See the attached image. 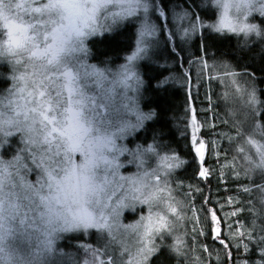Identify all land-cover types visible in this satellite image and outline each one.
Returning <instances> with one entry per match:
<instances>
[{
	"label": "rangeland",
	"instance_id": "rangeland-1",
	"mask_svg": "<svg viewBox=\"0 0 264 264\" xmlns=\"http://www.w3.org/2000/svg\"><path fill=\"white\" fill-rule=\"evenodd\" d=\"M17 2L25 4L29 10V13H24V9H13L22 18L26 16L32 23L37 20L43 21L39 14L30 12L32 7L41 6L42 0H17ZM206 2L207 0H203V3L202 0H186L185 5H171L165 9L156 0H141V3L148 5L147 12H145L134 0H120L113 12V23H116L120 18L127 17L133 8L136 10V14L124 23L117 22L112 28L111 34L105 33L102 38L96 37L88 41L91 52L85 47V51L74 53L73 57L81 59V66L75 68L73 75L75 76L77 72L82 71H87L90 74L96 73L95 77H91L92 79H100L101 83L112 81L123 88L125 96L128 93L138 99L143 107L144 103L148 101L146 85L147 77L154 70L151 68L154 65L159 68L167 66L168 68L179 67L181 69L183 67L184 83L188 86L194 85L197 88L198 85L206 83L205 87L204 84L202 87L208 92L214 93L217 99L222 96L221 98L230 102V106L236 105V108H230V106L225 107L222 99L215 101V105L218 107L216 111L229 114L230 122L234 120V114L240 112L241 115L238 116L241 123L239 119L237 124L231 123L238 130L242 128V135H239L240 139L232 136L226 137V133L222 131L220 132L221 138H211L208 140L211 142L200 140L199 136L203 130L218 127L219 122L211 119L202 121L195 113L193 114L197 120L196 128L199 130L194 129L191 119L189 132L192 142L193 137H195L196 142H193L195 150L201 142L205 145L203 160L200 158L201 162H204L210 155L211 157L220 156L221 139L224 136L225 140L223 139V141L226 144L223 142V145L227 146L226 151L232 157L230 162H223L221 167L230 164V175H240L243 170L245 171V173L242 172L244 178L253 179L255 183H259L258 190L260 193L256 196V200L258 199L262 206V212L260 209H254V211H258L255 217L256 223H258L256 226L264 237V123L260 121L264 104L254 79L249 74L238 71L233 64L222 62L216 58V51L215 53L213 51L205 53L207 56L196 63L192 61L194 67H191L190 59L197 53L192 48L193 39L201 38L200 47L204 52L205 48L208 50L209 44L212 50L214 43L217 46L221 44L220 39L233 38L231 36L221 38L213 35L208 28L204 27L205 24L201 21L210 20L214 17V12L204 7ZM162 12L163 15H161ZM145 18L150 26L149 30L153 31L154 34L141 37L139 33ZM193 18L197 21V29L191 28ZM101 19L105 24L111 23L107 13H104ZM253 19L264 25V19L258 16L253 17ZM131 24L135 27V43L133 50L126 57L123 54V62L116 65L92 62V58L105 54H120L122 51L119 47L116 48L115 44L122 41V38L124 41L129 38L126 36L128 35L126 30L128 27L133 28ZM38 28L41 33L45 25H38ZM188 43L190 44L187 46ZM256 44L262 45L261 48L264 50V40L255 42L253 45ZM138 48H141L142 51L139 52L137 59L129 61L128 57L135 54ZM250 48L242 49L249 52ZM26 63L27 60H22L21 64L10 68L6 62H0V121L9 118L23 119L22 113L28 108L35 107L32 101L36 97L27 96V92L33 89L28 88L24 93H20L19 88L23 87L24 83L18 82L16 79L25 71L24 65ZM40 65L41 62L37 61L35 66L29 69V74H34L32 78L35 80L42 79V73L46 71ZM168 80L174 81L175 78ZM61 91L64 97L68 96L66 89H61ZM93 91L94 89L91 88L90 92H86L87 96L94 97L89 103L96 107L99 112L109 115L108 108L100 102V96ZM142 110L148 113L144 109ZM18 111L21 113L19 116H17ZM29 115L34 114L29 113ZM132 119L135 120L134 117ZM146 122L147 120H137L135 121L136 127L115 137L118 141V147L127 148L126 152L109 154V158L116 157L118 167L97 169V175L101 177L99 182L105 184L100 197L101 201L107 200L109 207L118 205L120 201H123L124 205L119 208L117 217L113 219L109 216L108 228H81L73 231H60L57 225V231L51 232L49 235L50 226L47 221L39 213L30 214L26 224L21 225L19 230L13 225V233L4 236L3 251L0 252V264H151L153 255L162 249L168 237L173 240L176 239V241L184 239L185 226H188L185 213L188 211L185 212L183 200L177 197L180 195L174 187L173 178L175 175L173 168L177 166L178 161L172 158L169 162H163L160 165L158 152L163 156L166 154L161 152L153 141L142 144L133 139L140 132L145 138L150 135V128L146 126L148 123ZM118 127L116 121L108 116L105 122L94 124L91 135L95 137L102 133L108 134ZM23 135V132H15L12 136L0 134V167L7 172H13L19 168L21 177L27 183L34 184L44 177L41 168L48 167V164L47 162L41 163L39 156L32 158L31 147L27 152L24 151ZM150 143L153 145L154 151L143 152L141 156L142 147ZM137 145L141 147L138 148ZM82 158L80 153H76L73 157L77 164L81 162ZM25 169H27L26 172ZM203 170L207 169L203 167ZM144 174L146 175L144 176ZM158 176L161 177L159 181L157 180ZM137 178L145 179L149 189L155 190L157 184L164 189L160 193V198L151 207L132 198V181L137 180ZM252 191L251 187L247 188L249 194H252ZM135 195H139V193H135ZM170 206L177 209L175 215L170 211ZM232 214L234 215L235 212ZM149 216L153 218L151 225L147 219ZM161 216L165 217L167 228L157 232L158 218ZM230 218L226 217V221ZM188 228L187 236L191 238L196 231L195 226L190 225ZM240 231V229L235 228L231 233L238 237ZM146 232H150L151 236H146ZM238 238L240 244L244 242L241 237ZM149 248L152 251H149Z\"/></svg>",
	"mask_w": 264,
	"mask_h": 264
},
{
	"label": "trees",
	"instance_id": "trees-1",
	"mask_svg": "<svg viewBox=\"0 0 264 264\" xmlns=\"http://www.w3.org/2000/svg\"><path fill=\"white\" fill-rule=\"evenodd\" d=\"M156 1L165 9L171 5L179 6L186 3V0ZM126 34L129 37L126 41L122 38V41L115 44L116 48L119 47L122 51L120 54H105L92 58V62L112 65L123 62V54L126 57L134 47V25L133 28H127ZM219 41L220 45L211 43L213 49H210L209 44L208 50L205 48L202 52L201 38H195L192 41V48L197 53L190 59L191 67H194L192 61L196 63L207 56L205 53L216 51V58L233 64L238 71L247 73L254 79L264 104V50L261 48L262 45H253L249 52H246L239 47V41L234 38H224ZM151 69L154 70L147 77L146 85L148 101L142 107L148 112L147 115H151L152 110L155 109L152 119L146 122V126L150 128V135L148 134L149 136L145 138L140 132L133 139L142 144L153 141L158 149L166 154L163 156L158 152L160 165L163 162H169L172 158L178 161L177 166L173 168L174 187L180 195L177 197L183 200L185 212L188 211L185 213L188 226L193 225L196 230L190 238L187 236L189 228L186 225L185 238L180 240L179 244L176 239L168 237L162 249L153 255L151 264H264V242H262L264 237L256 226L258 223L255 217L258 211H254V209L261 210L262 207L258 199L256 200V196L260 193L259 183H255L253 179L244 178L245 171L243 170L240 175H230V164L221 167L223 162H230L232 157L226 151L227 146L223 145L224 136L221 139L220 156L211 157L210 155L204 162H201L189 132L191 115L195 113L202 121L211 119L219 122L218 127L203 130L199 136L200 140L216 139L220 137L222 131L226 133V137L232 136L240 139L242 128L238 130L231 125V123L237 124L238 119L240 120L238 116L241 115L240 112L234 114V120L230 122L229 114L216 111L218 107L215 101L218 99L224 101L225 107H229L230 102L221 98L222 96L217 99L214 93L204 89L206 83H202L204 87L202 84L197 88L194 85L188 86L184 83L183 67L181 69L179 67L159 68L154 65ZM169 78H175V80H170L171 84H159ZM233 105L230 108H236V105ZM260 115V121L264 123V109ZM203 167L208 172L206 177L199 175ZM248 187L252 188V194L247 192ZM232 212L235 214L233 215ZM213 213L219 223L212 220ZM226 217L231 218L226 221ZM235 228L241 230L238 236L244 240L241 244L240 239L231 233ZM217 229L219 234H217ZM171 248H174V251Z\"/></svg>",
	"mask_w": 264,
	"mask_h": 264
},
{
	"label": "snow or ice",
	"instance_id": "snow-or-ice-1",
	"mask_svg": "<svg viewBox=\"0 0 264 264\" xmlns=\"http://www.w3.org/2000/svg\"><path fill=\"white\" fill-rule=\"evenodd\" d=\"M134 2L147 12V3H141V0H134ZM5 5L9 7L15 5L17 9H24V13H29L26 5L18 3L17 0H0V9ZM47 8V4L41 3V6L32 7L30 12L42 16ZM135 14L136 10L133 8L129 11L128 16H134ZM163 14L162 12L161 15ZM46 23L48 22L37 20L35 23L26 24L22 20L18 24L13 20L5 25L9 29L10 49L23 46L20 37H24L28 27L36 29V35L31 38L35 43L26 58L25 71L16 77L18 82L24 83V86L19 88V92L24 93L26 89L32 88V91L27 92V96L36 97V99L32 101L35 107L28 108L22 113L23 119L9 118L0 121V134L12 136L15 132H23L22 143L25 145L24 151L27 152L29 147H31L32 158L39 156L41 163L47 162L48 167L41 168L44 177L34 184L27 183L21 177L19 168H16L13 172H7L0 167V252L3 251L2 241L4 236L13 233V225L19 230L21 225L26 224L30 214L39 213L42 218H47L46 221L50 226V235L51 232L57 231V225L60 231H73L81 228H108L109 216L114 219L119 215V208L124 206L123 201H120L118 205L109 207L107 200L102 202L100 198H97L95 214L74 215L71 220L67 217L61 219L60 216L51 214L53 203L59 201V194L64 190L65 184L71 177H83L86 183H90L93 191H104L105 184L96 183L93 178L85 174L90 166H97L95 161L86 158L78 166L73 157L76 153L85 156L86 149L89 150L91 155L90 146L92 139L90 138V133L93 131L94 124L105 122L108 115L99 112L96 107L89 103L94 97L86 95V92H90L93 85L98 87L101 84L100 79L91 78L95 77L96 73L90 74L87 71H82L77 72L74 76L73 71L76 67L81 66V59L73 57L74 53H69L63 60H60L59 52L61 49L56 48L55 39L53 43H48V34L46 32L43 36V41L37 39L40 35L38 25H45ZM149 27L145 18L139 35L141 37L153 35V31H150ZM197 27V21L193 18L191 28L197 29ZM204 27L208 28L207 25H204ZM55 32L56 30L53 29V35ZM42 42L44 43L43 48H41ZM82 51H85L83 47L76 52ZM141 51L142 49L138 48L135 54L128 57V60H136ZM22 60L24 59H18L16 63L21 64ZM37 61L41 62L40 66L46 69L42 73L43 78L40 80L33 79L34 74H29V69L34 67ZM125 70L127 71V69ZM61 89L67 90V97H64ZM29 113L34 115L30 116ZM19 115L21 113L18 111L17 116ZM153 115L154 113L142 116L140 120H150ZM191 119L194 129L198 131L195 114L192 115ZM193 142H196L195 137H193ZM204 148L205 145L201 142L196 149L201 160H203ZM148 151H152L151 146ZM103 163L106 165V169L118 167L115 160L109 161L105 158ZM26 171L27 169H25ZM199 175L206 177L208 172L207 170H201ZM160 179L161 177L158 176L157 180L159 181ZM100 180L101 177L99 178ZM132 184V198L138 200L141 204L149 205V207L160 198V193L164 191L157 184L155 190H150L145 194L144 188L149 187V185L143 182V178L133 180ZM135 193H139V195H135ZM170 211L175 215L177 209L170 206ZM211 218L219 223L215 213L212 214ZM147 219L149 225H151L153 218L149 216ZM158 219L159 227L156 229L157 232L167 228L165 217L161 216ZM217 234H219L218 229ZM145 235L150 237L151 233L146 232ZM177 243L179 244L180 241L177 240ZM148 250L152 251L150 248Z\"/></svg>",
	"mask_w": 264,
	"mask_h": 264
},
{
	"label": "clouds",
	"instance_id": "clouds-1",
	"mask_svg": "<svg viewBox=\"0 0 264 264\" xmlns=\"http://www.w3.org/2000/svg\"><path fill=\"white\" fill-rule=\"evenodd\" d=\"M119 3L120 0H42V4H47L48 8L41 17L48 23L45 24L43 32L37 39L43 41L45 32L48 34V43H53L55 39L56 48L61 49L60 60H63L69 53H75L81 47H87L91 52L88 41L96 37L102 38L105 33L111 34L112 28L117 22L124 23L134 17H123L113 23V12ZM204 7L214 12L212 19L201 21L208 26L211 34L221 38L231 36L239 41L240 48H250L255 42L264 40V25L253 19L255 16L264 19V0H207ZM14 8H16L15 5L11 7L5 5L0 9V62H6L10 68L17 65L18 59L26 60L35 43L31 38L36 35V29L28 27L24 37H20L23 46L10 49L9 29L5 25L13 20L18 24L22 20L26 24L32 23L26 16L22 18L17 14L13 10ZM104 13L108 14L111 23L105 24L102 21ZM53 29L56 30L54 35ZM43 47L44 43L42 42L41 48ZM92 88L93 92L100 96V102L108 108L109 118L115 120L119 125L115 131L108 134L102 133L93 137L91 132V155L86 149L85 156H82L81 162L77 164L79 166L86 158L93 159L97 166H90L85 174L99 183L100 176L97 175V169L106 167L103 160L105 158L109 161L115 160L116 163V157L109 158V154L127 151L126 147H118L115 137L136 127L135 121L140 120L147 113L142 110V104L138 99L128 93L125 96L123 88L112 81H104L99 87L93 85ZM153 113L155 114V109L152 110ZM150 146L154 151V147L150 143L142 147L140 155L142 156L143 152H151L148 151ZM136 147L140 148L141 146L137 145ZM143 182L145 183V179ZM150 190L153 189L146 187L144 193L147 194ZM101 195L102 192L93 191L90 183H86L83 177H71L65 184L64 190L59 194V201L53 203L51 214L60 216L61 219L67 217L69 220L74 215L95 214V202ZM43 219L46 221L47 218ZM171 250L174 251V248Z\"/></svg>",
	"mask_w": 264,
	"mask_h": 264
},
{
	"label": "bare ground",
	"instance_id": "bare-ground-1",
	"mask_svg": "<svg viewBox=\"0 0 264 264\" xmlns=\"http://www.w3.org/2000/svg\"><path fill=\"white\" fill-rule=\"evenodd\" d=\"M194 40V39H193ZM165 67H167V66H165ZM181 78V77H180ZM179 81H181L180 79H179ZM159 84H171V82L169 81V80H164V81H162V82H159ZM232 125V124H231ZM236 136V135H235Z\"/></svg>",
	"mask_w": 264,
	"mask_h": 264
}]
</instances>
